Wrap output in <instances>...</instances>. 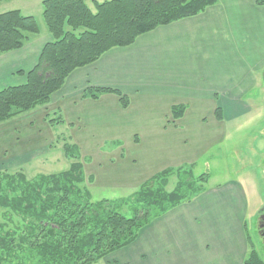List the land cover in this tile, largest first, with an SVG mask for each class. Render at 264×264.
<instances>
[{
	"label": "crops",
	"instance_id": "obj_1",
	"mask_svg": "<svg viewBox=\"0 0 264 264\" xmlns=\"http://www.w3.org/2000/svg\"><path fill=\"white\" fill-rule=\"evenodd\" d=\"M48 39L30 50L25 45L17 57H11L14 51L0 55V90L24 82L14 79L16 73L36 65ZM263 73L264 4L217 0L198 15L109 50L75 70L47 105L1 123L0 172L11 171V164L23 169L48 155L54 146L49 140L60 136L46 116L59 112L82 153L97 152L99 141H129L133 154L120 148L89 170L84 164V170L93 187L135 192L167 168L196 166L223 142L228 124L256 107L255 91L264 92ZM88 87L117 89L130 104L123 108L113 93L84 98ZM179 105L186 111L175 119L172 108ZM248 212L243 183L228 180L156 217L134 243L103 263L243 264L250 250Z\"/></svg>",
	"mask_w": 264,
	"mask_h": 264
},
{
	"label": "trees",
	"instance_id": "obj_2",
	"mask_svg": "<svg viewBox=\"0 0 264 264\" xmlns=\"http://www.w3.org/2000/svg\"><path fill=\"white\" fill-rule=\"evenodd\" d=\"M3 1L0 0V4ZM92 3V6L90 5ZM217 0H43V18L51 40L38 62L16 74L24 82L0 90V124L47 105L77 69L97 62L116 47H127L160 26L193 17ZM264 4V0H258ZM40 33L35 16L21 10L0 13V55L22 49L31 35ZM129 98L112 88L88 87L84 98L102 94ZM184 105L174 106L175 119ZM221 108L216 110L221 119ZM52 115L56 117H52ZM50 125L63 124L61 113L46 116ZM65 155L73 162L59 173L28 178L24 172H0V209L11 228L0 225V264L24 262L19 253L30 251L35 264H96L134 243L153 219L205 190L209 175L195 176L194 165L167 168L131 195L95 201L88 188L93 179L84 170L77 144L67 138ZM176 178L173 189L168 186ZM127 207V213L123 208ZM249 254L243 264H264L245 223ZM27 245V247L24 246ZM17 250H20L19 252Z\"/></svg>",
	"mask_w": 264,
	"mask_h": 264
},
{
	"label": "rangeland",
	"instance_id": "obj_3",
	"mask_svg": "<svg viewBox=\"0 0 264 264\" xmlns=\"http://www.w3.org/2000/svg\"><path fill=\"white\" fill-rule=\"evenodd\" d=\"M103 2L105 0H99ZM43 0H7L0 4V13L8 12L10 10H21L24 15L35 16L40 26V33L31 35L30 43H26V48L29 50L31 46H41L46 42L50 35L43 18ZM92 6V3H90ZM93 8V6H92ZM17 51V50H16ZM12 52L11 57H17L21 52ZM26 64V63H25ZM14 79L22 80V76L17 75ZM257 97L256 107L253 112L242 117L239 121H234L228 124L227 138L215 146L213 149L201 159V161L194 166L193 173L199 176L203 173L209 175V180L205 184V189L216 187L224 184L228 180H236L243 183L247 190L249 200V212L246 218L247 230L252 238L255 248L264 259V250L260 246L258 237V219L259 214L264 212V92L260 89L255 91ZM52 117H56L52 115ZM53 133L60 136L57 141L49 140L50 149L46 151L47 156L37 159L36 162H28L23 169L19 166L11 164V174L16 172H24L28 178L32 179L39 174L59 173L67 170L73 162L65 155L63 148L64 142L67 140L70 143L77 142L72 139L71 130L67 124H56L53 128ZM52 142V145H51ZM79 142V141H78ZM129 141H119L114 144L113 141H99L97 144V152L94 154L81 153L83 164L88 165L90 169L93 162L96 160L103 161L107 158V153L113 151L114 155H118V149L128 150L131 154L134 152L128 143ZM16 164V163H14ZM27 167V168H26ZM88 175L89 171L85 170ZM159 173V172H158ZM157 174V173H156ZM92 181L88 183V188L92 191V196L95 201L106 198H122L131 195L133 189H105L100 186H92ZM176 183V178H172L168 189H173ZM127 207L123 211L127 213ZM3 211L0 209V225L11 228V222L3 218ZM25 247L27 245L24 244ZM2 250L0 249V258L2 257ZM18 252L20 250H17ZM24 262L16 264H35V260L30 256V251L26 253H19ZM104 260L97 264H104ZM4 264H13L5 262ZM15 264V263H14Z\"/></svg>",
	"mask_w": 264,
	"mask_h": 264
},
{
	"label": "flooded vegetation",
	"instance_id": "obj_4",
	"mask_svg": "<svg viewBox=\"0 0 264 264\" xmlns=\"http://www.w3.org/2000/svg\"><path fill=\"white\" fill-rule=\"evenodd\" d=\"M258 238L261 248L264 250V212L259 214L258 219Z\"/></svg>",
	"mask_w": 264,
	"mask_h": 264
},
{
	"label": "water",
	"instance_id": "obj_5",
	"mask_svg": "<svg viewBox=\"0 0 264 264\" xmlns=\"http://www.w3.org/2000/svg\"><path fill=\"white\" fill-rule=\"evenodd\" d=\"M263 77H264V73H263Z\"/></svg>",
	"mask_w": 264,
	"mask_h": 264
}]
</instances>
